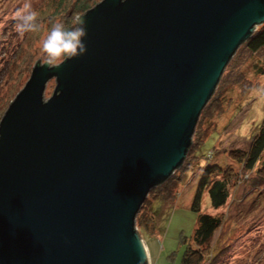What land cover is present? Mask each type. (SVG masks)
Instances as JSON below:
<instances>
[{
  "label": "water",
  "instance_id": "water-1",
  "mask_svg": "<svg viewBox=\"0 0 264 264\" xmlns=\"http://www.w3.org/2000/svg\"><path fill=\"white\" fill-rule=\"evenodd\" d=\"M75 16L85 54L35 61L0 116V264H150L136 214L183 163L264 0H99Z\"/></svg>",
  "mask_w": 264,
  "mask_h": 264
},
{
  "label": "rangeland",
  "instance_id": "rangeland-1",
  "mask_svg": "<svg viewBox=\"0 0 264 264\" xmlns=\"http://www.w3.org/2000/svg\"><path fill=\"white\" fill-rule=\"evenodd\" d=\"M31 2L38 13L52 6L50 0ZM22 3L23 0H0V97L8 92L2 111L27 80L35 61L43 62L39 47L50 29L48 23L42 22L39 32H28L21 37L13 17ZM17 46L25 48L18 59L15 53L12 54ZM241 53L239 62L229 72L225 89L219 95L217 103L220 106L204 117L196 129L197 135L192 136L196 143L191 153L207 152L213 145L218 150L212 158H201V165L217 160L228 168V172H236L231 180L229 197L222 207L213 209L206 192L201 200L202 211L221 217V224L214 232L206 253L209 259L222 249L224 256L217 264H264V171L257 174L256 171L245 170L242 163L228 153L231 148H247L264 117V99L253 93V89L264 86V73L258 72L259 66L256 67L264 65V49L253 55H248L245 50ZM21 58L25 66H21ZM26 63H30V69ZM240 69L243 74L239 73ZM53 87L54 79H51L46 84L45 96L50 95ZM201 131L208 135L202 142L197 141ZM195 160L190 157L188 161L193 165L192 169L187 165L175 177L177 186L173 202L163 199L161 191L156 193L158 198L150 206L155 232L138 231L147 246L150 264H180L185 248L192 241L197 214L191 209V201L199 173Z\"/></svg>",
  "mask_w": 264,
  "mask_h": 264
},
{
  "label": "trees",
  "instance_id": "trees-1",
  "mask_svg": "<svg viewBox=\"0 0 264 264\" xmlns=\"http://www.w3.org/2000/svg\"><path fill=\"white\" fill-rule=\"evenodd\" d=\"M97 1L99 0H50V4H52V6L50 7V9L49 7H47L42 10L43 12H39V16H41L39 22L48 23L50 27L52 22L61 20L65 23L66 27H71L73 18L76 17L75 14L84 12L87 8L91 7ZM17 47L19 48V46ZM18 48H15V50L12 51V54L15 53L17 59L22 55L21 53L25 51V48L23 47H20L19 50ZM263 49L264 22L256 27L254 33L237 48L229 62L226 64L211 98L204 106L199 115L193 135H197L196 129L198 128L204 117L206 115H209V112L216 110L220 106V104L217 103V101L220 99L219 95L221 91L225 89V84L228 81V75L230 74L229 72L232 71L236 64L239 62L242 55L241 52L245 50L248 55H253L260 53V51H262ZM29 54L30 56L32 55L31 52ZM21 61V66H25V63H23L24 60L22 59ZM26 66L28 69H30L31 67L30 63H26ZM256 67H258V72L264 73V65H256ZM9 71L10 70L8 69V73ZM239 73L243 74L241 72V69L239 70ZM7 94L8 92H5L4 95L0 97V116L3 112L2 108L7 98ZM221 111L222 110L219 109V112ZM205 132L201 131L198 134L197 141H204V139L208 136ZM195 143L194 139L192 138V143L188 148L186 157L181 166L175 169L173 173L162 184L150 189L138 213L136 214L135 225L139 232L143 230L149 231L150 233L155 232L156 226L154 224L153 214L150 210V206H152L153 201L158 198V195L156 193L161 191V193H163V199L169 202H173L176 198L175 187L177 186L175 177H178L180 175V170L184 169L187 165L189 169H192L193 165H189L190 162L188 160L190 157L196 158L195 161L197 163L195 164L199 169V173L195 191L193 193L191 201V209L194 210L197 214V224L193 232L192 241L185 248L180 264H203L205 261L206 264H217L224 256L221 252L222 249H220V252L216 251V253L212 254L209 259L206 258V253L208 251V247L210 246V241L213 237L214 232L221 224V217L217 214H211L209 212L202 211L201 200L203 194L206 192L209 196L210 205L213 209H219L220 207H222L229 197L231 180L236 172H228V168H225L217 160H213V162L208 161L205 165H201V163H199V160L201 158H212V156L218 154V150L213 145L212 148L207 152L197 153V151H195L191 153V149L195 145ZM228 153L230 154V157H232L235 161L242 163V167L245 170H253L256 171L257 174L262 173L264 171V117L258 125L257 129L253 132L249 146L244 149L231 148ZM173 189L175 193H171Z\"/></svg>",
  "mask_w": 264,
  "mask_h": 264
},
{
  "label": "clouds",
  "instance_id": "clouds-1",
  "mask_svg": "<svg viewBox=\"0 0 264 264\" xmlns=\"http://www.w3.org/2000/svg\"><path fill=\"white\" fill-rule=\"evenodd\" d=\"M15 28L23 37L28 32H39V13L33 7L31 0H23L16 9ZM86 20L83 16L73 18L72 26L66 27L61 20H56L50 25V29L42 40L39 52L48 67H58L68 59L79 57L87 51L84 38L87 36ZM253 93L264 99V86L253 89Z\"/></svg>",
  "mask_w": 264,
  "mask_h": 264
},
{
  "label": "crops",
  "instance_id": "crops-1",
  "mask_svg": "<svg viewBox=\"0 0 264 264\" xmlns=\"http://www.w3.org/2000/svg\"><path fill=\"white\" fill-rule=\"evenodd\" d=\"M145 242V241H144Z\"/></svg>",
  "mask_w": 264,
  "mask_h": 264
}]
</instances>
